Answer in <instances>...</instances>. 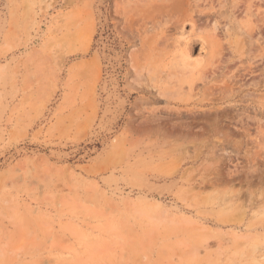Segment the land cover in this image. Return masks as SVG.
<instances>
[{
    "label": "rangeland",
    "instance_id": "obj_1",
    "mask_svg": "<svg viewBox=\"0 0 264 264\" xmlns=\"http://www.w3.org/2000/svg\"><path fill=\"white\" fill-rule=\"evenodd\" d=\"M0 264H264V0H0Z\"/></svg>",
    "mask_w": 264,
    "mask_h": 264
},
{
    "label": "bare ground",
    "instance_id": "obj_2",
    "mask_svg": "<svg viewBox=\"0 0 264 264\" xmlns=\"http://www.w3.org/2000/svg\"><path fill=\"white\" fill-rule=\"evenodd\" d=\"M202 50H204V48H203V47L201 48V51H202Z\"/></svg>",
    "mask_w": 264,
    "mask_h": 264
}]
</instances>
